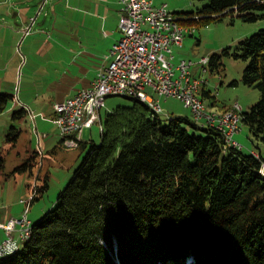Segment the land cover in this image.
Returning a JSON list of instances; mask_svg holds the SVG:
<instances>
[{
  "label": "trees",
  "instance_id": "1",
  "mask_svg": "<svg viewBox=\"0 0 264 264\" xmlns=\"http://www.w3.org/2000/svg\"><path fill=\"white\" fill-rule=\"evenodd\" d=\"M227 15L264 19V0H207L180 19L203 27ZM224 55L229 51L209 57L211 72ZM233 56L246 62L242 83L260 92L242 112V125L264 141V29L241 41ZM202 97L212 95L204 89ZM13 99L0 93V113ZM131 100L106 114L99 145L79 141L83 159L55 207L31 223L29 239L0 264H264V157L229 146L221 132L187 116L163 123ZM28 115L21 106L11 119ZM21 134L12 125L6 139L17 142ZM38 154L15 172L32 175ZM47 187L35 188L31 203Z\"/></svg>",
  "mask_w": 264,
  "mask_h": 264
},
{
  "label": "rangeland",
  "instance_id": "2",
  "mask_svg": "<svg viewBox=\"0 0 264 264\" xmlns=\"http://www.w3.org/2000/svg\"><path fill=\"white\" fill-rule=\"evenodd\" d=\"M151 1L155 7L166 5L167 10L177 17L196 14L207 4V0ZM118 3L119 0H0V30H3L0 32V93L14 96L0 113L1 223L22 218L26 205L21 201H30L35 188L47 183V189L29 208L30 222L39 221L55 207L59 193L80 165L84 152L78 148L57 147L61 137L51 120L53 106L88 88L101 68L108 64L104 33L117 29ZM31 19L35 21L29 34L24 36L19 30L29 26ZM8 28L14 29L15 33L10 34ZM191 29L193 32L186 35L182 47H172V63L177 65L182 60L198 62L201 58L228 50L230 56H222L218 71L211 72L209 63L205 66L207 72L203 77L208 81L206 89L212 95L205 99V104L218 111L238 103L242 111H248L260 99V92L242 83L246 62L233 55L241 41L264 29V19L246 23L227 15L209 26L194 25ZM13 37L14 48H11ZM6 63L11 69L12 80L2 87L5 85L2 67ZM192 72L194 75L199 70L193 67ZM20 99L26 101L30 117L15 123L11 116L22 106ZM132 104L131 99L122 96L108 97L100 113L102 121L116 108ZM160 106L159 118L163 123H167L171 116L191 118L189 109L175 98H160ZM12 125L22 129L17 142L6 139ZM240 126L233 140L245 153L253 151L264 157V141L255 139L247 126ZM80 141L99 145V126L95 124L91 129H84ZM35 152L39 154L32 175L15 172ZM18 236L16 233L20 244ZM5 239V232L0 229V243ZM186 264L193 263L190 260Z\"/></svg>",
  "mask_w": 264,
  "mask_h": 264
},
{
  "label": "built area",
  "instance_id": "3",
  "mask_svg": "<svg viewBox=\"0 0 264 264\" xmlns=\"http://www.w3.org/2000/svg\"><path fill=\"white\" fill-rule=\"evenodd\" d=\"M119 5L120 38L106 56L108 64L101 68L90 88L82 89L74 97L53 106L51 120L59 130L62 146L77 148L82 131L100 124V113L108 97L133 99V96H142L151 103L155 114L162 113L160 98L181 101L197 125L217 129L229 146L240 148L233 140L234 134L241 129L237 118V111L242 110L240 105L235 103L228 107L227 117L207 111L202 97L208 83L203 77L207 72V57L198 62L182 60L177 65L172 63V47H182L185 38L172 31V22L185 26L186 35L193 32L191 26L183 24L180 17L167 10L166 5L155 7L151 0H119ZM34 21L31 19V24L23 29L24 36L29 34ZM193 67L199 70L194 75ZM260 172L264 176V161ZM21 202L26 205L22 218L0 222V229L6 235L0 243V256L19 247L31 223L28 219L31 199ZM16 233H19L20 244Z\"/></svg>",
  "mask_w": 264,
  "mask_h": 264
},
{
  "label": "crops",
  "instance_id": "4",
  "mask_svg": "<svg viewBox=\"0 0 264 264\" xmlns=\"http://www.w3.org/2000/svg\"><path fill=\"white\" fill-rule=\"evenodd\" d=\"M119 4V3H118ZM117 19L119 18V20H120V10H118L117 11ZM16 15H18V14H16ZM118 24H119V22H118ZM118 24H117V29L116 30H113L112 29V31L109 33V34H107V33H104V41H105V43H106V47H105V52H107V53H109V50H110V48H111V46L120 38V32H119V29H118ZM27 26V25H26ZM5 28V27H4ZM25 28V26L24 27H21L20 28V30H19V32L20 33H22V31H23V29ZM8 29H10V28H8ZM11 30V33L10 34H14L15 33V30L14 29H10ZM1 31H3V30H0V32ZM18 31V30H17ZM18 33V32H17ZM1 34V33H0ZM1 40V39H0ZM13 44H14V37L12 38V43L10 44V46H11V48H14V46H13ZM104 52V53H105ZM108 55V54H107ZM8 62V61H7ZM10 67H9V64H5L3 67H2V72H3V75H2V81H3V84H5V85H2V87H5L6 85H8V83H9V81L10 80H12V75L10 74ZM11 77V78H10ZM94 81V80H93ZM92 81V82H93ZM92 82H91V84H92ZM91 84H90V86L88 87V88H90L91 87ZM84 89H87V88H84ZM205 91L206 92H209L207 89H205ZM22 102V106H24L25 108H27L28 110H29V108H28V105H26L27 103H26V101H24V100H21L20 99V103ZM24 102V103H23ZM228 107H230V106H224L223 108H221V109H219L218 111H214L213 109H209L208 108V110L209 111H214V112H218V113H220V112H223V111H225V110H227L228 109ZM27 117H30V111H29V115L27 116ZM253 152V151H252ZM255 153V152H254ZM255 154H257V153H255Z\"/></svg>",
  "mask_w": 264,
  "mask_h": 264
},
{
  "label": "bare ground",
  "instance_id": "5",
  "mask_svg": "<svg viewBox=\"0 0 264 264\" xmlns=\"http://www.w3.org/2000/svg\"><path fill=\"white\" fill-rule=\"evenodd\" d=\"M172 31H175V33L176 34H178L179 35V37H186V28H185V26H180V22H172ZM209 63V58H206V64H208ZM204 68V67H203ZM129 99V98H128ZM133 99H137V100H139V102H142V103H144V104H146L147 105V107H149L150 109H151V103H148V101H146V99L144 98V97H142V96H133ZM207 111L208 112H214V111H209L208 110V108H207ZM242 110H238L237 111V118H239V120H240V125L242 124ZM215 113V115H217V116H219V117H227V110H225V111H223V112H220V113H218V112H214ZM159 115V114H158ZM100 117H101V115H100ZM98 126H99V129H100V126H101V128L102 129H100V131H102L103 130V124H102V119L100 118V124H97ZM198 126H200V127H204V128H212V127H205V126H201V125H198ZM89 129H91V128H89ZM215 129V128H214ZM217 130V129H216ZM218 131V130H217ZM238 132H236V134H237ZM222 134V133H221ZM223 135V134H222ZM234 136H235V134H234ZM233 136V137H234ZM226 141V140H225ZM227 143V142H226ZM240 146V145H239ZM234 147V146H233ZM237 148V147H236ZM238 149H242V147L240 146V148H238ZM250 153H252V154H254V155H256L254 152H250ZM261 173V172H260ZM261 175H263V174H261ZM32 224L30 223L29 225H28V227H27V233L25 234V236H24V238H23V242L25 241V240H28L29 239V237H30V235H31V229H32V226H31ZM19 247H17L15 250H17ZM15 250H10V252H8V254H10V253H12V252H14ZM2 256H4V255H2ZM2 256H0V257H2Z\"/></svg>",
  "mask_w": 264,
  "mask_h": 264
}]
</instances>
